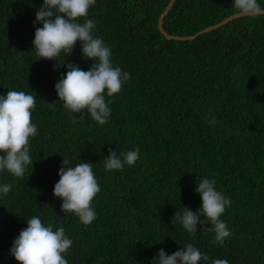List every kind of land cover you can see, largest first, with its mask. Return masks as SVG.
Masks as SVG:
<instances>
[{
	"label": "trees",
	"instance_id": "trees-1",
	"mask_svg": "<svg viewBox=\"0 0 264 264\" xmlns=\"http://www.w3.org/2000/svg\"><path fill=\"white\" fill-rule=\"evenodd\" d=\"M42 2L0 0V94H33L38 126L26 174L0 173V182L13 185L0 198V264H21L9 250L33 215L65 229L73 240L69 264H150L160 248L171 254L189 242L209 255V264L216 258L264 264V15L236 18L194 39H168L159 21L171 0H97L88 16L94 34L131 75L106 98L112 115L99 125L59 101L55 84L66 67L36 59L35 27L42 25L33 21ZM234 14L232 0H177L164 29L194 36ZM68 62L88 70L93 60L82 56L78 41ZM137 146L133 166L104 169L110 149L120 155ZM64 156L72 166L93 162L101 190L89 225L65 214L53 195ZM205 176L231 199L221 219L232 234L222 245L203 230L208 224L198 225L195 237L172 224L182 206L200 207L195 188Z\"/></svg>",
	"mask_w": 264,
	"mask_h": 264
},
{
	"label": "clouds",
	"instance_id": "clouds-1",
	"mask_svg": "<svg viewBox=\"0 0 264 264\" xmlns=\"http://www.w3.org/2000/svg\"><path fill=\"white\" fill-rule=\"evenodd\" d=\"M97 0H43L37 7L33 47L36 59L57 61L54 70L66 67V73L55 84L59 101L70 113L82 115L87 112L99 125L111 118V100L106 99L122 90L131 78L128 71L114 64L112 49L104 39L94 34L96 22L88 18L89 9ZM233 9L242 16L264 15L261 0H232ZM80 18H84L83 22ZM80 43L82 56L93 60L91 67L84 70L75 62L65 63ZM61 56L63 59H61ZM50 107L54 103H49ZM36 108V97L25 91L8 90L0 94V173L7 171L14 177L22 178L33 163L30 156V139L38 135V126L32 122V112ZM215 126L216 119L208 120ZM104 158L106 171L123 170L133 166L140 157V149L117 154L109 150ZM59 180L53 188V195L62 200L61 210L74 213L85 225L97 217L93 199L100 192V185L93 170V162H80L72 166L64 156L58 169ZM215 178L203 177L197 181L195 192L201 197V205L195 211L182 206L174 214L172 224L179 223L191 236L198 233V225L204 231L215 233L213 243L222 245L230 237L232 230L221 216L231 207V199L218 190ZM13 185L0 182V198L11 192ZM201 216L204 219H201ZM27 227L14 237L10 254L21 264H69L68 251L73 240L65 229L46 223L39 215L26 219ZM210 257L194 243L169 254L160 248L150 260V264H209ZM211 264H230L227 259L216 258Z\"/></svg>",
	"mask_w": 264,
	"mask_h": 264
},
{
	"label": "water",
	"instance_id": "water-1",
	"mask_svg": "<svg viewBox=\"0 0 264 264\" xmlns=\"http://www.w3.org/2000/svg\"><path fill=\"white\" fill-rule=\"evenodd\" d=\"M177 0H171V2L169 3L167 9L164 11L163 15L161 16L160 18V21H159V28L161 30V32L168 38V39H181V40H186V39H194L196 38L198 35L202 34V33H205V32H209V31H212V30H215L227 23H229L230 21L236 19V18H240L242 17V15H239L238 13L237 14H234L232 16H230L229 18L225 19L224 21H222L221 23L217 24V25H214V26H211V27H208L207 29L199 32L198 34L194 35V36H174V35H170L168 34L165 29H164V22H165V18L168 16V14L170 13V11L172 10L174 4L176 3Z\"/></svg>",
	"mask_w": 264,
	"mask_h": 264
}]
</instances>
